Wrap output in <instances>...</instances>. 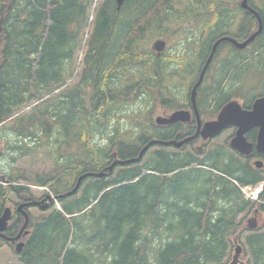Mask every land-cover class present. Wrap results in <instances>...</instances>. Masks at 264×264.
Instances as JSON below:
<instances>
[{"label": "trees", "instance_id": "obj_1", "mask_svg": "<svg viewBox=\"0 0 264 264\" xmlns=\"http://www.w3.org/2000/svg\"><path fill=\"white\" fill-rule=\"evenodd\" d=\"M235 3L241 2L126 0L117 10L115 0H104L91 26L81 78L66 88L64 78L71 71L83 29L90 27L88 14L94 0H0V126L11 123V133L34 144V148L27 144L25 153L40 145L55 150L51 173L11 174L9 182L1 181L0 206L5 207L11 191L21 201H33L28 186L48 188L62 205L61 211L54 209L47 217H30L27 228L32 233L22 239L25 246L18 255L22 264H224L232 247L231 236L241 225L238 218L253 208L241 187L264 181L260 171L221 146L210 149L203 161L191 152L156 151L141 166L147 151L139 162L116 166L111 174L108 168L115 160L138 158L152 141L180 142L193 133L188 125L158 127L148 119L143 123V109L131 112L135 115L127 113L134 94L137 98L148 95L153 87H161L164 77V72H156L152 84L150 70L156 69L159 59L149 50L140 57L148 32L160 37L169 24L190 20L194 25L224 28ZM249 6L262 19L263 30L248 48L264 40V4L262 8L249 0ZM237 11L245 15L237 33L230 35L223 29L210 39L207 30L204 38L210 45L224 35L243 41L257 31V18L241 7ZM219 53L218 49L214 62ZM209 54L203 49L187 58L193 61L188 68L183 66L180 75L189 78L190 85L182 84L185 103H177L176 109L186 107L190 86ZM183 60L178 63L183 65ZM193 63L197 69L189 72ZM226 63L231 61L226 59ZM244 65L233 69L227 90L241 82ZM129 66L139 72H126ZM221 86L219 80L215 89L205 91L210 96L222 95L218 93ZM263 90L251 98L237 91L226 93L217 112L232 98L244 97L243 106L250 109L256 98L264 97ZM203 92L201 88L196 101L201 113L206 110L200 99ZM122 120L132 127L149 123L155 128L130 137L122 133ZM96 134L107 137L105 146ZM186 147L174 149L185 151ZM102 172L104 177H87L76 194L67 195L81 176ZM16 216L8 237L16 236L24 224L21 214ZM246 244L254 264H264V232L251 234Z\"/></svg>", "mask_w": 264, "mask_h": 264}, {"label": "rangeland", "instance_id": "obj_2", "mask_svg": "<svg viewBox=\"0 0 264 264\" xmlns=\"http://www.w3.org/2000/svg\"><path fill=\"white\" fill-rule=\"evenodd\" d=\"M103 1L104 0H94V7L89 10L88 22L90 24V27L88 28L85 27L80 35V38L78 39L79 45L74 55V59L72 61L71 71L64 78L63 84L65 85L66 88H72L80 80L81 74L84 70L83 63L86 53L87 42L93 30L91 26L99 9V5H101ZM253 4L256 6H262L263 8L264 0H253ZM237 7H240V4L238 5L235 3L231 7L234 10L233 11L231 10V12L229 13L228 24L225 25L224 28L220 26L207 27L204 24L194 25V21L190 20L187 23H182V24L175 23L174 25H172L168 23L169 26L167 27V30L165 31L164 35L160 37H157V35H154L151 31L148 32L147 39L143 41V50L145 51L143 50L141 51L140 57L141 56L145 57L147 50H149V52L152 53L151 55L154 57V53L151 51L152 48L151 46L153 42L158 38H162L166 40L168 43V47L166 52L164 53L163 56L164 58L160 59L156 63V69L153 68L152 70H150L152 75L150 77L152 84L156 80L155 78L156 72H164V77L160 88L157 87L152 88L151 90L152 94L148 91V95L144 94L143 96L138 98H137V94H134V96L132 97L133 101H130L131 104H133V106L129 109V112L127 113L135 115L134 113L131 112L134 111L135 113H138L140 109H143L142 111H140V114L142 115L143 118V123H144V119H148L149 122L153 120L155 124L156 118L162 115L164 111H166L167 114H171L173 110H178L179 108L176 109L177 103L180 104H182L183 102L185 103L186 88L182 86V84L185 83L183 79L187 78L186 76L182 77L179 75L181 74L180 72H184L183 66H186L185 68H188L187 65L192 63L193 61V59H187L191 56H185V55L188 53L193 54V50H192L193 44H195L196 41L199 40L201 32L204 29L208 30L210 35L212 34L210 39L218 37L220 33H222V31L224 30L228 32L230 35H235V33H237L238 28L240 26L241 19L245 16L242 11L234 12L236 11ZM82 41H86L84 43L86 45L83 44L82 47L80 48L81 46L80 44L82 43ZM222 46L219 48L220 49L219 57L214 62L213 67H211L209 70L210 75L205 90L212 89L208 86L213 84L214 81L216 80H220L223 85V83L227 79V77H225L226 73L234 72L235 71L233 70L234 68L236 67L239 68L240 66L244 65L245 62L246 65H244L243 67L246 69L249 68V70L244 71L242 67V71H240L242 73L241 82L240 80H238L237 83L231 86L227 91L225 90L219 91L218 93L222 95L216 94L215 96H210V93L208 91H205V93L202 95V99L204 102L208 100V104L204 103L205 108H210L215 102L216 103L220 102L222 99H224V97H226V93H229L230 95L233 92L237 91V93H239L240 95L245 94L248 95L249 98H251L255 95H258L259 92L263 90L264 73L262 71V67H263L262 65L264 64V40L260 44L262 48H259L260 46L250 47L244 51H238L232 49L230 45L227 46L224 45L225 47ZM260 52L263 53V55H258ZM261 56L263 58L260 59V61L258 62ZM181 59L185 60V61L183 60L184 61L183 65H181L180 63H178V61H176ZM226 59H229L231 63L227 65ZM231 64L233 65V67L230 66ZM254 65H257V67L254 68L253 67ZM130 67L131 66H129L126 72H129L130 74H135V72H139L137 71L138 70L137 68L132 69ZM196 69H197V65L193 63L192 70H190L189 72H194L196 71ZM119 72H124V71H119ZM215 72H225V73H223L221 77L218 78L215 75ZM136 90L138 89L136 88L135 91ZM136 92L138 93V91ZM134 98H136V100H134ZM167 99L169 100L168 101L169 103L166 102V104L164 105L163 103ZM244 99L245 98L243 97L241 100L240 99H235V100H238L240 103L244 104ZM143 103H149V104L143 107ZM148 124L147 125L142 124V128L139 127L137 128V127H132L133 125L131 124L132 125L131 126L127 121L122 120L120 123V128L123 134L127 133L128 136L130 137H136V136H140L141 132L149 128L151 130H154L155 126L154 128H152L153 124H151L152 127ZM10 127H11V123H8L7 125L4 126H0V181L9 182V178L11 174L17 176L18 174L23 173L27 176L32 177L37 174L41 175V174L51 173L54 168L55 150L47 145H40L38 149L32 150L29 153L27 152L28 154L25 153L27 151L26 145L28 144V148L31 147L34 148V144L30 140L22 141L21 138H18L15 134L9 131ZM112 128L114 129L115 125H112ZM110 135H111V131L108 132V137ZM95 137L102 138V140H100L99 143L102 146L106 145L108 141L106 139L107 138L106 136H103L104 137L103 138L102 136L96 134ZM226 137L227 135L216 140V142L221 143L224 141V139H226ZM15 146L21 147L23 150L14 151L13 148L10 149L11 147H15ZM198 146H201V144H198ZM213 147L214 146L207 147L206 148L207 150L206 151L204 150L203 154H198L199 156L197 155L194 147L191 148L188 147L185 149V151H178L174 148L154 147L146 154L145 158L142 161L141 166L145 165L146 161L156 151L168 152L170 154L191 152L197 158H199V160L203 161L205 159V154ZM21 152L24 154H21ZM98 159L99 157L97 158V160ZM102 161L103 160H100V162ZM242 162L245 163L244 160H242ZM23 185H26V183L23 182ZM29 191L30 194L33 195L35 198H40L45 192L38 186L29 187ZM250 192H253V190H250L249 193ZM262 193H263L262 195H264V187ZM261 196L257 201L250 200L252 202L253 208L238 218L237 221L239 223L241 222V225L239 228H237L236 231H234V234L231 236L232 247L230 249V254L226 259V261L224 262V264H230V262L233 259L235 253L233 241L235 240L236 237L238 238L239 244L243 247V254L241 256V260L246 264H254L253 259L251 258L250 255V250L246 244V238L251 234L264 232V209H263L264 197L261 198ZM8 198L10 201H13L14 203H19V201L21 200L20 197L17 196L12 191L9 193ZM56 208H59V210H61L62 205L58 202ZM256 210L259 211V214L257 216L258 228L257 231L252 232L246 230V224L250 218L255 216L254 212ZM53 211H54V207L51 210H46V211H42L37 208H32L29 210V213L33 218L39 219L42 217L49 216ZM107 263L108 261L106 262V264ZM0 264H22V262L20 261L19 256L14 252V249L11 246L6 245V246H0Z\"/></svg>", "mask_w": 264, "mask_h": 264}, {"label": "water", "instance_id": "obj_3", "mask_svg": "<svg viewBox=\"0 0 264 264\" xmlns=\"http://www.w3.org/2000/svg\"><path fill=\"white\" fill-rule=\"evenodd\" d=\"M125 1L126 0H116L117 10H120L122 8ZM240 5L243 10L252 12L253 15L257 18L258 23H259L258 30L253 35H251L246 41L242 43H238L236 40L231 39L229 37H223L214 44L212 52L200 74L199 80L197 81V83L195 84L191 92L192 105H193V108H194V111L197 117V124H198V130L196 134L193 137L187 138L180 142L152 141L142 149L138 158L134 160H127V161H119V160L115 161L109 167L110 173H112L113 169L117 165L125 166L132 162H139L143 158L144 154L147 151H149L153 145H160V144L163 146L172 145L174 147L181 148L189 141L195 139L198 135H201L202 142H208L209 140L220 135L225 129H227L228 127H232V126H235L238 128L237 135L231 140V143H230L234 151H237L243 156L250 155L253 151L254 146L246 141L245 134L249 130H252L254 128H259V136H258L256 148L259 152L264 153V97H261L255 101L252 110H245L242 108V106L238 102L232 101L228 103L221 110L216 120L206 122L204 125H202V122L200 120V116H199V112H198L197 104H196L197 90L202 84L205 73L208 70L209 66L211 65V62L214 58L217 47L223 42H231L236 46L237 49L244 50L249 44L255 41L256 37H258L262 33V30H263L262 19L260 18L257 12H255L254 10L250 8L249 0H242ZM165 48H166V42L163 40H157L153 44V50L157 53V55H160L162 52H164ZM190 121H191V113L189 111L178 110V111L173 112L170 115L158 116L155 120V123L157 124V126L164 127V126H170L176 123H187ZM198 151L201 152L202 147H199ZM255 164L257 168L263 167V163L261 161H257ZM104 175H105L104 173H99V174L90 173V174H85L81 176L74 190H72L67 195L72 196L76 194L81 186L82 181L85 178L91 177V176L102 178L104 177ZM43 202L44 201H40V202L35 201V202L28 203V204H22L18 207L17 211L19 213H23L25 217V224L22 227L19 234L13 238H7L4 234L8 228L9 222L11 221V218L13 215L12 210L10 209V207L5 208V210L3 211H1L0 209V238L7 239L12 244H15V252L17 254H20L23 251V248L25 246L23 242H18V241L22 237H26L29 235V231H26L28 223H29V215L28 213L24 211V208L30 207L33 205H39ZM48 207H49L48 205H45L41 207V210L45 211L46 209H48ZM257 213L258 211H255L254 212L255 217H252L247 223V227L250 230H255L258 227V223L256 220ZM242 253H243V247L238 243V241H236L235 254L230 264H245L244 262L240 260Z\"/></svg>", "mask_w": 264, "mask_h": 264}, {"label": "flooded vegetation", "instance_id": "obj_4", "mask_svg": "<svg viewBox=\"0 0 264 264\" xmlns=\"http://www.w3.org/2000/svg\"><path fill=\"white\" fill-rule=\"evenodd\" d=\"M206 33H207V30H202V32H201V35H200V38H199V40L198 41H196V43L195 44H193V48H192V50H193V54H190V53H188V54H186L185 56H193V58L201 51V50H203V49H206V51H207V53H210L211 54V51H212V47H213V45H214V43H215V41L212 43V45H210L209 44V41L207 42V40H205V38H204V36L206 35ZM209 44V45H208ZM224 45H230L231 46V48L232 49H236V48H234L235 46L232 44V43H228V42H226ZM192 50H191V53H192ZM209 54V55H210ZM156 56V55H155ZM184 57V56H183ZM157 58H158V56H157ZM192 59V58H191ZM200 73H201V71L198 73V75H197V78H196V80H195V82L192 84V86H190V91H189V93H188V98H187V104H186V107L185 108H181V109H178V110H186V111H189L190 113H191V121L190 122H187V123H176V124H174V125H171V126H166V127H175V126H177V125H179V124H182V125H188L189 127H190V129L191 130H193V133L191 134V135H189L187 138H190V137H193L195 134H196V132H197V130H198V124H197V117H196V114H195V111H194V108H193V105H192V100H191V91L193 90V88H194V86H195V84L197 83V81H198V78H199V76H200ZM207 74H208V72L206 73V75H205V77H204V81H203V83H202V85L199 87V89H198V94H197V99H196V101L198 100V95H199V91L201 90V88H203V93H202V95L205 93V88L207 87V84L205 85V83H206V76H207ZM215 75L219 78V77H221V72H215ZM189 78H187V79H183V81H185V83H188L189 82V80H188ZM207 82H208V80H207ZM185 83L183 84V85H185ZM218 83H219V80H216V81H214V83L213 84H211L210 86H208V87H210V88H212V89H215L217 86H218ZM187 85V84H186ZM189 85H190V82H189ZM207 90H209V89H207ZM202 95H201V97H200V99H201V102H202V104H208V100H206L205 102L203 101V99H202ZM169 100L167 99L163 104L165 105L166 104V102L167 103H169L168 102ZM197 104V109H198V112H199V116H200V120H201V122H202V125H204L206 122H209V121H214V120H216L217 118H218V116H219V114H220V112H221V110H222V108H220L219 109V111L217 112V109L219 108V105H218V103H214L210 108H206V110L204 111V112H200V110H199V107H198V102L196 103ZM253 105V104H252ZM251 109H252V107H251ZM178 110H173V112L174 111H178ZM207 111V112H206ZM172 112V113H173ZM209 112V113H208ZM171 113V114H172ZM162 115H169V114H167L166 113V111H164L163 113H162ZM174 130V129H173ZM175 131V130H174ZM237 132H238V128L237 127H235V126H232V127H228L227 129H225L220 135H218L217 137H215V138H213V139H211L210 141H208V142H206V143H203L202 142V137H201V135H198L195 139H193V140H191V141H189L188 143H186L184 146H187L186 148H188V147H194V149H195V151H196V153H197V155L198 154H203L204 153V150L206 151L207 149V147H212V146H214L212 149H216V148H218L219 146H221V147H223V148H225V149H228L231 153H234L235 154V156H238L240 159H242V160H244L245 162H247V163H250V166L254 169V170H258V171H260V175L262 176V177H264V153H261V152H259L258 150H257V148H256V145H257V141H258V136H259V128H254V129H252V130H249L246 134H245V138H246V141L248 142V143H250V144H252L254 147H253V151H252V153L250 154V155H248V156H243V155H241L240 153H238L237 151H234L233 149H232V147H231V140L237 135ZM225 135H227V137H226V139H224V141L223 142H221V143H218V142H216V140H218V139H220V138H222L223 136H225ZM186 138V139H187ZM198 144H202V151L201 152H199L198 151V148L200 147V146H198ZM155 146H160L161 147V145H155ZM183 146V147H184ZM162 147H164V148H176V149H181V148H183V147H181V148H178V147H168V146H163L162 145ZM194 155V154H193ZM195 156V155H194ZM199 156V155H198ZM257 161H261L262 163H263V167L262 168H257L256 167V162ZM54 197H56L55 195H53ZM43 199H45V204H48L49 205V209L48 210H51L52 208H53V202H52V200H51V196L50 195H48V194H45L43 197H40V198H37L36 200H43ZM23 203H26V202H24L23 201ZM6 206H8V207H10V209L12 210V213H13V215H12V218H11V221H10V223H13V219L15 218V217H17L16 216V214H21V216L24 218V216H23V213H19L18 211H17V209H18V203H14L13 201H10L9 199H8V202H7V204L5 205V208H6ZM44 206V204L42 203L41 205H35V206H33V207H29V208H26V211L29 213V210L30 209H32V208H37V209H40L41 207H43ZM4 208V207H3ZM2 208V211L5 209H3ZM257 218V217H256ZM257 220H258V218H257ZM23 223H25V222H23ZM22 226H23V224H22ZM22 226H21V228H22ZM247 226V225H246ZM245 229V228H244ZM246 230H249L248 229V227H246ZM250 231V230H249ZM257 231V230H256ZM6 235H7V233H6ZM237 238V237H236ZM235 238V239H236ZM0 240H1V242H0V246H5V245H7V244H11L10 242L9 243H7L4 239H2V238H0ZM5 242V244L3 243V242Z\"/></svg>", "mask_w": 264, "mask_h": 264}, {"label": "bare ground", "instance_id": "obj_5", "mask_svg": "<svg viewBox=\"0 0 264 264\" xmlns=\"http://www.w3.org/2000/svg\"><path fill=\"white\" fill-rule=\"evenodd\" d=\"M103 173H104V172H103ZM85 196H86V195H85ZM24 224H25V223H24ZM24 224H23V226H24ZM23 226H22V227H23ZM21 229H22V228H21Z\"/></svg>", "mask_w": 264, "mask_h": 264}, {"label": "built area", "instance_id": "obj_6", "mask_svg": "<svg viewBox=\"0 0 264 264\" xmlns=\"http://www.w3.org/2000/svg\"><path fill=\"white\" fill-rule=\"evenodd\" d=\"M252 195H253V193H252ZM253 197L255 198V195H253Z\"/></svg>", "mask_w": 264, "mask_h": 264}]
</instances>
